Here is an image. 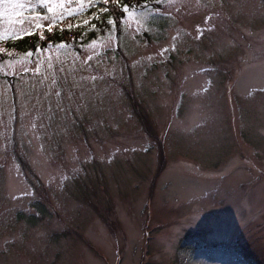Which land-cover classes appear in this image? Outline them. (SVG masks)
Segmentation results:
<instances>
[{
	"label": "rangeland",
	"instance_id": "374dc122",
	"mask_svg": "<svg viewBox=\"0 0 264 264\" xmlns=\"http://www.w3.org/2000/svg\"><path fill=\"white\" fill-rule=\"evenodd\" d=\"M161 2L0 62V264H264V0Z\"/></svg>",
	"mask_w": 264,
	"mask_h": 264
},
{
	"label": "trees",
	"instance_id": "16d2710c",
	"mask_svg": "<svg viewBox=\"0 0 264 264\" xmlns=\"http://www.w3.org/2000/svg\"><path fill=\"white\" fill-rule=\"evenodd\" d=\"M161 1L163 0H107V3H105V0H89V6L83 11L88 14L95 13L92 17V28L90 30L86 32L82 30L77 32H48L46 30L43 38H41L37 34L38 28L33 27V30H31L33 34L24 35L23 38L14 39L12 36L0 37V46L2 47L0 49V62L4 59L25 57V55L32 58L36 55L37 49H40V52H42L46 48H53L63 44L78 53L89 43L104 39L113 31L120 32V23L126 17L123 13L125 5L129 6L128 13H130L131 11L138 12L140 9H147L148 7H158L162 3ZM44 13H48L47 10H44ZM122 16L123 19H121ZM66 17L72 19L76 17V14H70V16ZM64 19L59 22H63ZM109 20H114L115 23L110 24ZM29 53L32 55L29 56ZM164 163L160 165V169L164 166Z\"/></svg>",
	"mask_w": 264,
	"mask_h": 264
},
{
	"label": "snow or ice",
	"instance_id": "6c2138e0",
	"mask_svg": "<svg viewBox=\"0 0 264 264\" xmlns=\"http://www.w3.org/2000/svg\"><path fill=\"white\" fill-rule=\"evenodd\" d=\"M38 3L47 9L48 13H54L56 8H63L65 4V0H38ZM68 3H71V0H68ZM105 3H107V0H105ZM146 6V5H145ZM25 8V2L24 0H0V20H6L9 25L17 24L19 23L21 27L23 26V21L19 20L18 18L23 17L25 13L22 11V9ZM106 10V9H105ZM79 9L74 10L70 14H75V12H78ZM129 12V6L125 5L123 8V13L127 15ZM40 14H34L31 16V19L33 20H39L41 19ZM64 18V12L61 11L59 17L53 16L52 20L53 23L56 22L57 19H63ZM123 19V16L121 17ZM110 24H114V20H109ZM42 25L35 24L34 27L39 28ZM50 30V29H49ZM197 31L199 32V26L197 27ZM12 38L19 39L23 38L24 35H31L33 34L32 31L26 30V31H20V32H11L10 33ZM43 38V37H41ZM40 49H37V52H40ZM29 56L32 54L29 53Z\"/></svg>",
	"mask_w": 264,
	"mask_h": 264
}]
</instances>
